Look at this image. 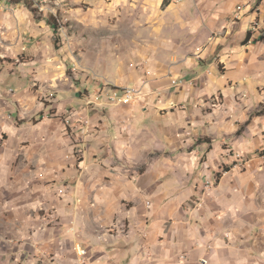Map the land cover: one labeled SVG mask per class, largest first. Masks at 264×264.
Returning <instances> with one entry per match:
<instances>
[{
	"label": "crops",
	"instance_id": "crops-1",
	"mask_svg": "<svg viewBox=\"0 0 264 264\" xmlns=\"http://www.w3.org/2000/svg\"><path fill=\"white\" fill-rule=\"evenodd\" d=\"M87 4L96 22L133 29L124 56L87 63L108 72L80 88L139 96L88 112L63 90L56 112L24 66L0 59V264H264V115L243 111L264 103V34L246 51L264 0ZM68 108L91 125L85 144L66 135ZM238 154L245 171L230 167Z\"/></svg>",
	"mask_w": 264,
	"mask_h": 264
},
{
	"label": "rangeland",
	"instance_id": "rangeland-1",
	"mask_svg": "<svg viewBox=\"0 0 264 264\" xmlns=\"http://www.w3.org/2000/svg\"><path fill=\"white\" fill-rule=\"evenodd\" d=\"M3 3L6 5L4 8ZM3 3L0 1V9L4 12H0V50L4 51V56L0 59L10 67L22 65L27 69L28 81L33 83L32 90L41 93L38 95V102L46 107L52 106V110L56 111L53 101L60 92L77 89L80 95L84 96V108L88 112L107 109L87 105V99L98 92L93 94L83 92V88H80V76L89 74L97 82L98 78L101 79L100 77L103 78L107 74L108 71L89 68L90 65L87 63L99 66L97 62H101L103 57L108 64L111 58L114 61L118 54L124 56L114 52L125 50L124 46L128 45L130 36L122 37L120 40L119 38L125 29H133L131 24L119 23L116 17H107L114 12L108 9L105 21L96 22L95 16L92 17V12L88 11L90 4H87V0H3ZM259 6L255 8L254 13L258 11ZM257 13L264 15V10ZM49 15L55 17L59 27L58 38H55L53 30L47 24ZM235 20L239 21V18L236 17ZM250 27L257 28L249 43L250 49H246L249 54H253L257 45L255 41L260 33L264 34V20L260 16ZM56 39L58 48L55 47ZM236 43L237 48L244 50L242 44ZM260 53L258 51L256 55ZM9 81L12 83V80ZM257 90L264 92V86H258ZM249 98L252 99V97ZM212 102L216 101L213 99ZM107 105L111 104L108 101L98 102V107ZM243 108L245 114L251 113L250 121L259 120L258 118L264 115V103H255L253 106L250 104L249 107ZM69 109H65L62 114L66 135L72 141L83 140L82 143L85 144L84 139L90 134L91 125L84 118L72 121L71 117L76 112ZM243 125L246 126L248 123ZM85 151V147L77 153L74 151L78 165L84 160ZM261 157L264 158V155ZM245 161L247 162L242 155L238 154L236 161L230 167L234 169L238 165H243ZM247 168L236 169V171H245ZM204 188V192H207V185ZM82 250L86 251V255L78 257L85 259L89 255L85 248L82 247ZM86 262L88 260H85V264Z\"/></svg>",
	"mask_w": 264,
	"mask_h": 264
},
{
	"label": "built area",
	"instance_id": "built-area-1",
	"mask_svg": "<svg viewBox=\"0 0 264 264\" xmlns=\"http://www.w3.org/2000/svg\"><path fill=\"white\" fill-rule=\"evenodd\" d=\"M4 8V5H3ZM0 12H3V9H0ZM257 31L256 27L251 28V39L253 38L255 32ZM253 35V36H252ZM250 39V41H251ZM139 96V91L131 88H124V89H115L112 90L110 93H107L105 91H100L96 95H94L92 98L87 99V105L88 106H95L98 108V102L99 101H108L111 106H120V105H129L133 103ZM248 167V162L245 161L243 165H238L234 168L236 169H245ZM207 185V192H211L215 185L211 182L206 183ZM78 255L81 257L86 255V251L77 250Z\"/></svg>",
	"mask_w": 264,
	"mask_h": 264
},
{
	"label": "trees",
	"instance_id": "trees-1",
	"mask_svg": "<svg viewBox=\"0 0 264 264\" xmlns=\"http://www.w3.org/2000/svg\"><path fill=\"white\" fill-rule=\"evenodd\" d=\"M29 5V4H28ZM166 6V3H165ZM30 8V6H29ZM47 24L51 27V29L54 32V36L55 38L58 36V31H59V27L57 25V23L55 22V17L53 15H49L48 19H47ZM58 38V37H57ZM251 39V33H249V37L246 41V43H248ZM262 41H264V38L262 39ZM55 47L58 48V42L57 39L55 40Z\"/></svg>",
	"mask_w": 264,
	"mask_h": 264
},
{
	"label": "clouds",
	"instance_id": "clouds-1",
	"mask_svg": "<svg viewBox=\"0 0 264 264\" xmlns=\"http://www.w3.org/2000/svg\"><path fill=\"white\" fill-rule=\"evenodd\" d=\"M142 163L144 164H148L149 163V159H145L144 161H142ZM183 172L187 173L189 171V169L187 167L182 169ZM192 171H196L195 169H192Z\"/></svg>",
	"mask_w": 264,
	"mask_h": 264
},
{
	"label": "bare ground",
	"instance_id": "bare-ground-1",
	"mask_svg": "<svg viewBox=\"0 0 264 264\" xmlns=\"http://www.w3.org/2000/svg\"><path fill=\"white\" fill-rule=\"evenodd\" d=\"M79 250H81V248H79Z\"/></svg>",
	"mask_w": 264,
	"mask_h": 264
}]
</instances>
